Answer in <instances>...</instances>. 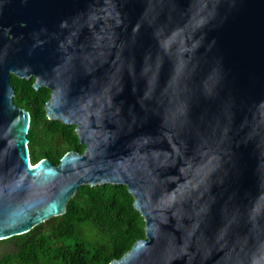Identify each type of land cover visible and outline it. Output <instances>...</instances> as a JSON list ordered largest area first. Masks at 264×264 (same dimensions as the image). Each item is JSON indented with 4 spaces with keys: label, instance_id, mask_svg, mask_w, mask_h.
<instances>
[{
    "label": "water",
    "instance_id": "obj_1",
    "mask_svg": "<svg viewBox=\"0 0 264 264\" xmlns=\"http://www.w3.org/2000/svg\"><path fill=\"white\" fill-rule=\"evenodd\" d=\"M11 74L83 153L31 163ZM106 183L145 233L108 264H264V0H0V240Z\"/></svg>",
    "mask_w": 264,
    "mask_h": 264
},
{
    "label": "trees",
    "instance_id": "obj_2",
    "mask_svg": "<svg viewBox=\"0 0 264 264\" xmlns=\"http://www.w3.org/2000/svg\"><path fill=\"white\" fill-rule=\"evenodd\" d=\"M13 102L29 112L27 131L31 163L54 165L68 151L83 153L75 126L48 119L50 89L33 87L34 77L10 75ZM144 220L125 185H80L66 211L24 234L0 240V264H108L135 240L144 238Z\"/></svg>",
    "mask_w": 264,
    "mask_h": 264
},
{
    "label": "flooded vegetation",
    "instance_id": "obj_3",
    "mask_svg": "<svg viewBox=\"0 0 264 264\" xmlns=\"http://www.w3.org/2000/svg\"><path fill=\"white\" fill-rule=\"evenodd\" d=\"M2 251V249H0V252Z\"/></svg>",
    "mask_w": 264,
    "mask_h": 264
}]
</instances>
